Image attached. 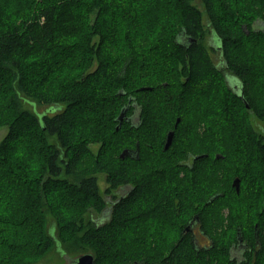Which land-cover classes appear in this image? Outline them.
<instances>
[{"label": "trees", "instance_id": "1", "mask_svg": "<svg viewBox=\"0 0 264 264\" xmlns=\"http://www.w3.org/2000/svg\"><path fill=\"white\" fill-rule=\"evenodd\" d=\"M201 2L0 0V264L52 249L48 213L94 264H264V0ZM99 175L133 186L104 224Z\"/></svg>", "mask_w": 264, "mask_h": 264}, {"label": "rangeland", "instance_id": "2", "mask_svg": "<svg viewBox=\"0 0 264 264\" xmlns=\"http://www.w3.org/2000/svg\"><path fill=\"white\" fill-rule=\"evenodd\" d=\"M193 4L198 7L199 9H201V11H203V23L205 24V26L207 25V15L204 13V10H205V7L204 5L202 4L201 0H193ZM255 28L256 29H264V23L261 22V21H256L255 23ZM145 30V29H144ZM210 39V34H208L207 36V43L208 42H212L209 40ZM259 46H262V45H259ZM252 53V52H251ZM217 62V61H216ZM23 103V107L24 109L26 110H30V111H33V107L31 105H33L34 107L37 106L36 103H30V105L24 101H22ZM36 108V107H35ZM38 112L43 114V112H45V109L46 107L45 106H42V105H38ZM35 111H37L35 109ZM39 114V115H41ZM253 125L255 126V129L257 131H261V126H262V123L259 122V121H253ZM7 131L8 129L7 128H2L0 129V142L4 139V137L6 136L7 134ZM95 152L97 151L98 147L97 146H93L92 148ZM99 185H100V189H101V195L105 196V194L107 193V189H108V183L106 181V177L104 175H99ZM106 198V196H105ZM67 199V198H65ZM90 213H92V211H90L88 214L90 215ZM93 218L97 219V213H93ZM47 222H48V228H49V233L51 232L50 229L54 228V231H53V234L55 236H58L57 235V232H56V227H55V216L53 213H48L47 215ZM226 229V232H227V227H225ZM148 231H149V228H148ZM51 235V233H50ZM52 236V235H51ZM54 238V237H53ZM58 246V243L55 241V243L53 244V247L52 249L43 257L41 258L37 263L35 264H66L67 263V260L65 259V252H61V250H59L57 248ZM79 247V243L77 242H71V243H68V245H66L65 247H62L63 249L66 248L70 254H68L70 257H74V254H77L76 252H81L79 250H77Z\"/></svg>", "mask_w": 264, "mask_h": 264}, {"label": "water", "instance_id": "3", "mask_svg": "<svg viewBox=\"0 0 264 264\" xmlns=\"http://www.w3.org/2000/svg\"><path fill=\"white\" fill-rule=\"evenodd\" d=\"M185 33H182L179 37L180 38H184V40H182V42L185 44V45H189V44H193L194 42H196L195 39H192L191 37L187 36ZM246 106L248 107V104H246ZM124 116H125V112L123 111L121 113V115L119 116L118 120L120 122L123 121L124 119ZM174 134L175 132L174 131H170L168 136H167V141H166V144H165V149H168L170 147V145L172 144V141L174 139ZM138 149L137 150H124L121 154V158L122 159H125L127 157H132V158H138ZM233 185L234 187L236 188L237 192H239L240 190V179L239 178H236L233 182ZM110 211H105L102 215V217H100L98 219V223L100 224H104V222L106 220H108L110 218V215H111V208H109ZM198 218V216H196V219ZM50 233L52 235V237H54L55 241L58 243V246L57 248L59 250H61V252H65V250L62 248V244L61 242H59V240L57 239V236H55L53 234V231H54V228L50 229ZM238 239H239V247H241L242 245V237H241V234L240 232L238 233ZM242 248V247H241ZM66 253V252H65ZM65 259L67 260V263L66 264H94L95 263V255L93 252L89 251V252H85V253H80V254H76L74 255V257H70L67 253L65 254ZM136 264H144V263H136Z\"/></svg>", "mask_w": 264, "mask_h": 264}, {"label": "flooded vegetation", "instance_id": "4", "mask_svg": "<svg viewBox=\"0 0 264 264\" xmlns=\"http://www.w3.org/2000/svg\"><path fill=\"white\" fill-rule=\"evenodd\" d=\"M184 40V38H183ZM133 189V186L126 185V186H121L118 189L115 190L114 194H106V199L108 200V208L113 207L118 201V199H121L124 197L126 194H129ZM103 215V213H102ZM196 216H193L191 219H189L184 227V231L191 236L194 237V242L197 246V249L201 248H208L211 245V239L210 237L206 234L204 230V226L202 224V220L199 219V217L196 219ZM242 247V248H241ZM241 247H233V255H234V260L235 263L240 262L239 260L237 261L236 259L242 255L245 251H252V247H250V244L247 241L242 242ZM241 257V256H240Z\"/></svg>", "mask_w": 264, "mask_h": 264}]
</instances>
